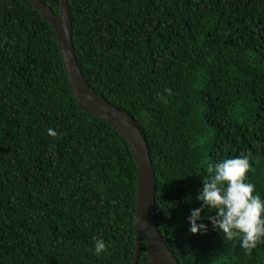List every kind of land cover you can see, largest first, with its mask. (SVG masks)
I'll list each match as a JSON object with an SVG mask.
<instances>
[{
  "label": "trees",
  "instance_id": "1",
  "mask_svg": "<svg viewBox=\"0 0 264 264\" xmlns=\"http://www.w3.org/2000/svg\"><path fill=\"white\" fill-rule=\"evenodd\" d=\"M59 14L60 0H40ZM85 81L144 135L158 230L179 264H264L187 217L206 168L247 156L264 197V0H67ZM138 172L82 111L52 25L0 0V264H132ZM203 178V179H202ZM93 237L106 251L96 255ZM138 264H150L142 239Z\"/></svg>",
  "mask_w": 264,
  "mask_h": 264
},
{
  "label": "water",
  "instance_id": "2",
  "mask_svg": "<svg viewBox=\"0 0 264 264\" xmlns=\"http://www.w3.org/2000/svg\"><path fill=\"white\" fill-rule=\"evenodd\" d=\"M26 1L55 30L69 87L79 108L94 118L107 121L127 142L133 154L138 182L134 220L135 253L132 264H138L142 239L146 243L150 264H179L158 230L155 216V176L146 139L129 113L99 98L85 81L74 53L67 0H60L58 15L40 0Z\"/></svg>",
  "mask_w": 264,
  "mask_h": 264
},
{
  "label": "clouds",
  "instance_id": "3",
  "mask_svg": "<svg viewBox=\"0 0 264 264\" xmlns=\"http://www.w3.org/2000/svg\"><path fill=\"white\" fill-rule=\"evenodd\" d=\"M250 165L247 156L224 158L206 168L207 179H203L196 200L200 207L191 209L187 217L189 232L202 234L208 225L201 222L202 211L214 231L223 240L239 239V245L250 252L264 239V197L256 193L255 186L247 182ZM96 255L106 251L102 239L93 237Z\"/></svg>",
  "mask_w": 264,
  "mask_h": 264
}]
</instances>
